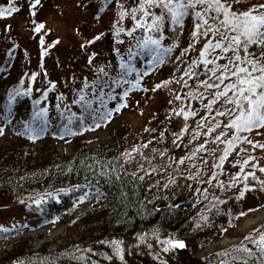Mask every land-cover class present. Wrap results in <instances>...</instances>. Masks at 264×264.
Listing matches in <instances>:
<instances>
[{"label": "rangeland", "instance_id": "rangeland-1", "mask_svg": "<svg viewBox=\"0 0 264 264\" xmlns=\"http://www.w3.org/2000/svg\"><path fill=\"white\" fill-rule=\"evenodd\" d=\"M29 2L30 0H13L19 11L11 16L0 17V71H5L9 66L11 49L16 48L18 54L17 61L9 71L10 75L7 77L6 72L0 74V103L7 93L8 85L18 82L24 68L21 87L30 88L32 98L43 96L44 90L47 89L46 94L55 104V111L52 110L54 119L59 118L61 111L68 108L80 113L81 108L73 101L90 100L78 99L84 94L81 90L84 76L94 77V73L100 72L104 79L114 83L113 79L106 76L107 71H116L115 58L112 56V37L108 32L114 28L118 19L125 31H121V39L116 42V47L126 53L131 52L145 36H159L168 21L167 37L174 50L173 55L165 67L156 68L147 74H143L140 68L147 59H136L137 65L133 66L135 71L129 70L132 80L128 86L133 84L139 74L145 88L129 91L123 106L114 111L105 126L89 129L73 141L47 137L26 143L15 135L11 125L5 128V133L0 136V157H12L24 152L32 156L28 161L33 158L38 164L42 163L38 157L71 156L85 145L96 148L101 143L120 141L125 155L124 173L128 177L142 179L148 201L156 202L164 208L179 203L176 207L192 222V227L185 237L174 234L158 236L159 240H155L156 236L147 235L142 238L122 237L118 241L123 249V260L111 246L104 251V258L101 261L95 259L93 264H187L190 260L194 264H202L199 261L210 256V264H222L219 257L223 260L234 259L235 263L241 264V258L235 256L241 245L259 253L258 237L264 233V184H261V181H264V172L260 171V168L264 167V150L259 147L253 150V145L241 141L229 150L228 159L221 162L220 156L224 154L227 145L216 140L213 146L209 144L214 130L218 128H204V125L210 119L212 124L214 121L222 122L221 128L227 136L234 132V129H224L223 124L231 117L209 114L202 106L207 103V96L203 101L191 97L176 99L177 93L188 97L189 90L193 87L190 83L193 78L183 77L182 72L191 60L199 58L205 38L200 37L181 61H177L176 57L192 42L191 33L199 21L194 20L189 13L184 17L182 25L172 24L170 19L166 18L158 31L149 29L145 32L143 28L138 27L129 34L127 30L135 25L137 17L141 20L144 15L143 11H137L133 18L130 11L139 6L141 0H119V3L117 0H107L106 4L109 6L101 11L99 9L106 0H40L35 9H29ZM257 4H264V0H246L239 7L233 6V9L246 10L250 5ZM0 7L8 8L7 0H0ZM120 8L121 12L125 13L122 19L119 16ZM145 10L149 15L142 20L144 23L145 20L151 21V14L158 16L161 13L160 6L145 5ZM32 11L35 12L34 15L30 14ZM101 14L103 16L99 17ZM40 22L45 24L42 30L43 45L40 44V34L33 31L34 23ZM175 29L179 31V38L176 40L173 39L174 35H171ZM96 36L99 38L91 44H85V41ZM82 44L85 45L83 48ZM42 49H46L43 55ZM92 53L96 55L92 56ZM207 58L212 59V56ZM201 66L203 64L198 68ZM32 73H36L34 79L31 78ZM159 80L168 83L156 88ZM52 82H55L54 86ZM186 84L188 87H185ZM18 102L15 115L23 119L28 114L27 95H22ZM181 108L196 113L199 111L202 123L197 124V115H190L185 119L182 112L179 115L173 112V109L179 112ZM210 128L212 131L209 133ZM239 134L249 140L264 143V128ZM221 139L223 141L226 137ZM205 140L208 143L205 144ZM216 143L221 147L217 149ZM201 144L204 145L203 148L198 147ZM242 148L246 151H241ZM248 156L255 159L245 164ZM254 163L257 165L255 168L251 167ZM247 173H254L258 179H253L252 176L246 175ZM246 184L249 187L245 188ZM241 191L244 192L243 197L239 196ZM37 199L40 197L0 199V225L16 231V235L8 241H0V264H65L55 260L61 259L58 252L69 246L72 241L67 216L61 215L59 219L56 217L52 222H45L40 215L32 212L33 207L37 205L33 201ZM79 204L74 211L77 215L96 204V198ZM233 210H245L242 216L241 212L234 215L233 219L240 215L236 223L231 220ZM74 221L73 224H79ZM249 222L251 224H248ZM246 236L257 238V244L246 240ZM175 237L185 238L183 240L186 247H169L168 251H164V241ZM206 239L210 241L204 243ZM13 250L17 252L9 257L8 254ZM109 256L111 259H108ZM249 259L247 264H253V258Z\"/></svg>", "mask_w": 264, "mask_h": 264}, {"label": "trees", "instance_id": "trees-1", "mask_svg": "<svg viewBox=\"0 0 264 264\" xmlns=\"http://www.w3.org/2000/svg\"><path fill=\"white\" fill-rule=\"evenodd\" d=\"M245 1L246 0H241L242 3H236L233 4V6L236 5L239 7L245 3ZM106 3L107 0L102 5L105 9L109 6ZM197 9H199V6H197ZM189 13H191V10ZM102 16L103 14L99 17ZM116 16L118 17V14H116ZM192 17L194 20H197L193 15ZM137 20H139V17H137ZM139 21L141 24H144L142 20ZM118 22L120 23L119 19ZM118 22H115L114 28L109 29L110 31L108 32L109 36L112 37L113 50L116 48V42H119L121 39V32H118L117 29H123ZM167 25L168 21L159 36L153 35L154 37H161L160 43L163 48L169 46ZM134 26L135 25L131 26L130 29L134 28L135 30L138 28ZM171 35H174L173 39L176 40L179 38V31L175 29L174 34ZM249 52L258 55L259 50L253 45L249 47ZM132 53H136L140 58H145L143 48L137 47ZM112 54L117 56L115 65H120L121 58H125L124 54L120 53L118 49ZM171 54L172 48L166 55L161 51L160 56L163 63L156 64L167 63L171 58ZM17 57V49H11L8 58L9 66L7 69L12 68L14 62L17 61ZM134 57L135 55L133 54L127 57L130 60L131 63H129L131 65L134 62ZM151 57L153 56L149 53L148 58L150 59ZM205 71L206 69L204 66L198 68L199 78H204ZM21 73L19 74V76H21L18 78L17 83L8 85L7 93L0 103V127H2L3 122L1 112L5 114L10 110L11 116L8 121L11 125L12 131L18 138L24 140L26 143H33V139H30L26 134L24 121L30 120L33 111L40 108L47 109V125L44 131L47 136L55 134L63 137L66 126L71 124V127H69L71 129L70 132H77V134H79L78 138H80L82 133L81 125L85 127V118L97 122L101 120L102 114L96 113L91 110V108L88 110L90 112L89 115L84 116L83 118L78 117L72 122L70 121V118L68 119V117H64V114L61 116L59 115V118L54 119L52 113L54 106L47 98L43 99L45 106H42L41 103L34 104V101L40 99L31 100L30 98V104H27V116L23 119L17 118L15 113L18 111L17 108L19 103H17V101L20 95L16 96L15 100L10 103L9 93L15 95L17 91L23 90L20 83L24 75V68L21 70ZM106 76L107 78L114 80L115 87L120 86L122 81L126 79L124 72L121 70L114 74L106 72ZM120 76H123V80L119 79ZM95 82L96 85L103 83V86H107L105 88L106 90H110V88L114 89L111 83L107 79H104V77L97 78ZM89 83L90 82H86V84ZM190 83L193 86L194 78L190 80ZM85 88H87V86H85ZM100 90L102 93L103 88ZM211 122V119L207 120L204 128L207 126L213 128ZM200 123H202L201 117L197 115V124ZM221 130H223L221 127L214 130V134L211 141L209 140V144L212 146L214 145V137L218 135ZM52 131L54 133H52ZM217 143L215 147L218 149L221 145L217 146ZM217 149L215 152H217ZM23 153L20 152L12 157H0V199L12 200L17 197H19V199L23 197H40L41 199L43 197L41 203L33 207L32 212L40 215L43 219H52L55 215L67 216V223L69 224L68 228L71 230L70 238L72 241L69 246L58 252L61 254V259L55 261L59 263L63 261L65 264H93L95 259L101 261L104 258V251L111 248L112 241L120 240L122 237L142 238L147 235L156 236L155 240H159L158 236H164L167 234L181 235L185 237L192 227V222L188 221V217L178 207L175 208V206H168L167 208H164L156 202L148 201L145 192V184L142 179L139 177L126 176L124 173L125 155L122 152V143L120 141L115 143L111 142L109 144L101 143L96 148L85 145L71 156L59 155L52 157L46 155L38 157L42 160V163L39 164L35 163L33 158L28 161V158L32 156ZM227 159L228 155L226 156L225 161ZM62 189L65 191H61ZM83 193H88V197L84 200L96 198L97 202L87 210L81 212V214L77 215L74 211L76 210L77 201ZM97 193L99 195H97ZM104 198H106L105 201H103ZM241 210L232 211L231 220L235 223L236 220H239L241 214L233 219V217H235L234 215H237L239 212L244 215L245 210ZM73 221H78L79 224H73ZM15 233L16 232L0 231V239L8 241L9 237L14 236ZM172 239L183 240L185 238L175 237ZM209 241V239H206L204 243H208ZM16 252V250L11 251L8 254L9 257H12ZM241 252L242 251H237L235 256L241 258V264H245V259L242 258L244 257V254H239ZM211 258L212 256L202 259L199 263L210 264L209 262L212 260ZM248 259L249 258H247V263ZM219 262L222 264H237L234 259L223 260L220 257ZM187 264L194 263L190 260Z\"/></svg>", "mask_w": 264, "mask_h": 264}, {"label": "snow or ice", "instance_id": "snow-or-ice-1", "mask_svg": "<svg viewBox=\"0 0 264 264\" xmlns=\"http://www.w3.org/2000/svg\"><path fill=\"white\" fill-rule=\"evenodd\" d=\"M8 8L0 7V17L11 16L13 13L19 11V8L15 6L13 0H7ZM241 0H141V4L137 7L132 8L130 11L135 18V13L137 11H143L144 15L141 16V20H144L149 13L145 10V5L160 6V15L151 14V21L145 20L144 24H141L139 20L135 22L134 27H141L147 32L149 29L159 30L161 23L164 19H170L172 24L182 25L183 19L189 14L197 18L199 21L194 25L193 31L191 33L192 42L188 44L186 50H183L180 56L176 57L177 61H181L187 51L193 49L194 44L200 37H204L203 46L200 49L199 58L196 60H191L190 64L186 66V70L182 72V76L185 78H194V85L189 90L188 97H182L179 93L176 95V99H187L189 97L203 101L205 96H207V103L202 106L206 111L213 116L231 117L226 124H223L224 129H234V132L227 134L221 130L218 135L214 137L216 141L225 143L227 147L224 149V154L220 156V160L226 159V156L230 149H232L235 144H239L241 141H246L248 144L253 145V150L255 147H259L264 150V143H259V141H253L246 138L244 135L239 133H249L253 129L264 128V4L252 5L246 10L233 9V4L240 3ZM40 3V0H30L29 9H35V6ZM119 3V0H117ZM199 6V9H197ZM34 15L35 12L30 13ZM125 15L124 12L120 13L121 18ZM8 27V26H6ZM45 28L43 22L34 23L33 31L40 34L39 40L40 44H44V36L42 30ZM118 32L125 31L124 29H117ZM131 34L133 29L127 30ZM99 36L93 37L92 40L85 41V44H91L94 40L98 39ZM161 37L145 36V38L138 42L137 47L147 49L148 52L153 56V59L146 61L149 65L148 71H152V67L156 63H163L160 53L166 55L171 51L172 46L169 45L167 48H163L160 43ZM255 45L259 50L258 55L256 53L249 52V47ZM85 45L82 44L83 48ZM51 47V45H49ZM219 50V51H217ZM46 49H42V55ZM92 53V56H95ZM211 55L212 59L207 57ZM218 61H223V63H218ZM89 62H91V56L89 57ZM203 64L206 71L204 73V78L201 79L198 76V66ZM209 65H211L209 67ZM128 67L129 70L135 71L131 65H121V67ZM147 74V73H145ZM36 73H32V79H34ZM123 80V76L119 77ZM142 77L138 74L134 87L139 86V81ZM22 83V81H21ZM55 82H52L54 86ZM168 81H161L156 84V88H160L162 84H167ZM185 87H188L186 84ZM203 89V92H201ZM155 90V89H153ZM211 90V91H209ZM31 89L20 90L13 95L9 93V102H13L18 95H28ZM45 94L47 89L44 90ZM127 95V92L124 93ZM41 96L40 99H43ZM80 100H84L83 95ZM79 101H73V103H78ZM86 104L91 103L90 101H85ZM171 103V101H169ZM34 104H39V100L34 101ZM217 107L214 108L213 106ZM123 105H118L116 109L112 111H118ZM222 106V110H221ZM87 110V109H85ZM173 112L177 115L183 114L184 118L187 119L190 115L195 116V111H185L183 108L179 112L173 109ZM47 109L40 108L34 110L30 120L24 121V127L26 129V134L30 139H36L39 133L45 131L47 125L46 117ZM74 115V114H73ZM106 118L111 119V114L106 113ZM11 116V111H7L4 114V119L7 121ZM104 117H101L103 121ZM202 119V118H201ZM95 123V120L93 121ZM222 122L213 123V128H220ZM43 125V126H41ZM99 127V124H95ZM91 127V125L89 126ZM67 128V126H66ZM187 128V125H185ZM81 130H84L83 125H81ZM4 131L3 127H0V134ZM212 129H209V133ZM183 132V129L181 130ZM260 134V133H257ZM163 135V133H161ZM176 135V134H174ZM208 135V133H205ZM221 137H226L225 140L221 141ZM177 138H179L177 136ZM208 143L207 140L204 142ZM198 147L203 148L204 145H198ZM135 151V149H133ZM241 151H246V149H241ZM163 155V153H161ZM253 156H248L247 160L244 161L245 164L249 160H254ZM183 160V158H181ZM237 163H240L237 161ZM257 165L254 163L251 167L255 168ZM260 171L264 172V167L260 168ZM240 175V173H237ZM253 179H258L254 173H247ZM264 184V181H261ZM249 187L247 184L245 188ZM65 191V190H61ZM97 195H99L97 193ZM244 192L239 193L240 197H243ZM88 197V193H83L80 196L78 203L83 201ZM41 199L34 200L33 203L39 205ZM243 215V213H241ZM57 219H59L57 217ZM15 227V225H13ZM0 231L9 232L11 229L4 228L0 225ZM255 231V230H253ZM246 240H251L253 244H257V238L252 236H246ZM259 253L245 245H241L238 251L244 253L245 264H247V258H253V264H264V233L260 234L258 237ZM116 255L123 260L120 241L111 242ZM171 248H185L186 243L184 240L180 239H167L164 241V251H168ZM108 259H111L109 256Z\"/></svg>", "mask_w": 264, "mask_h": 264}, {"label": "bare ground", "instance_id": "bare-ground-1", "mask_svg": "<svg viewBox=\"0 0 264 264\" xmlns=\"http://www.w3.org/2000/svg\"><path fill=\"white\" fill-rule=\"evenodd\" d=\"M248 224H251L250 222Z\"/></svg>", "mask_w": 264, "mask_h": 264}]
</instances>
